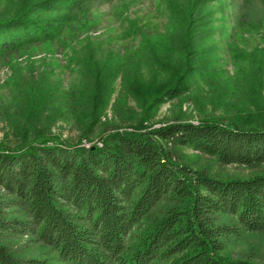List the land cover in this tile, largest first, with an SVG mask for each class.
Listing matches in <instances>:
<instances>
[{"label": "trees", "instance_id": "1", "mask_svg": "<svg viewBox=\"0 0 264 264\" xmlns=\"http://www.w3.org/2000/svg\"><path fill=\"white\" fill-rule=\"evenodd\" d=\"M90 1L23 0L12 15L0 17V58L57 41ZM198 1L202 6L208 0ZM183 8L169 5L173 24L184 30L178 46L184 63L159 67L167 73L160 85L122 77L127 93L150 100L143 120L128 128L106 126L88 148L38 131L14 147L0 144V264H264V254L260 262L252 253L243 259L225 255L243 233L264 232V171L213 179L182 152L222 166L264 165L263 101L252 97L251 112L227 121L146 124L147 110L182 94L193 71L187 57L203 18ZM82 67L93 90L94 126L109 102L107 72L116 71L108 66V77L99 76L90 60ZM26 108L25 119L32 120L44 107ZM91 131L85 128L80 141H88ZM24 238L31 246L15 242Z\"/></svg>", "mask_w": 264, "mask_h": 264}, {"label": "rangeland", "instance_id": "2", "mask_svg": "<svg viewBox=\"0 0 264 264\" xmlns=\"http://www.w3.org/2000/svg\"><path fill=\"white\" fill-rule=\"evenodd\" d=\"M172 2L183 9H196L194 18L202 16L203 27L192 33L193 49L187 60L193 71L187 76V88L176 98L164 99L154 110L148 109L146 124L156 127L176 118L194 124L205 118L227 121L240 112H251L252 97L264 104L261 1L208 0L199 6L198 0H93L76 13L57 41L0 58V144L14 147L23 136L29 139L38 131L88 148L98 143L106 126L128 128L143 120L150 100L139 101L127 93L122 77L160 85L167 81V73L159 67L177 68L184 63L186 56L178 50L184 30L173 24ZM22 3L0 0V17L12 15ZM83 60L93 62L99 76L108 77L104 74L108 66L116 71L114 76L107 72L111 77L109 102L95 127L90 125L93 90L86 85ZM29 103L44 107L41 114L34 112L32 120L24 114ZM87 126L92 128L88 141H80ZM182 152L195 168H207L213 179L247 178L264 171V165L222 166L191 150ZM15 242L31 246L26 238ZM38 248L37 244L30 247L29 254L36 256ZM249 253L253 261L262 260L264 232L243 233L225 251L236 259Z\"/></svg>", "mask_w": 264, "mask_h": 264}]
</instances>
